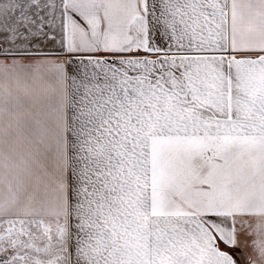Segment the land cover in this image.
<instances>
[{
	"label": "snow or ice",
	"instance_id": "snow-or-ice-1",
	"mask_svg": "<svg viewBox=\"0 0 264 264\" xmlns=\"http://www.w3.org/2000/svg\"><path fill=\"white\" fill-rule=\"evenodd\" d=\"M0 264H264V0H0Z\"/></svg>",
	"mask_w": 264,
	"mask_h": 264
}]
</instances>
